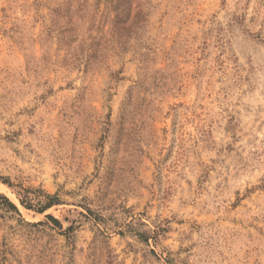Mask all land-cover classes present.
Segmentation results:
<instances>
[{
	"label": "rangeland",
	"instance_id": "374dc122",
	"mask_svg": "<svg viewBox=\"0 0 264 264\" xmlns=\"http://www.w3.org/2000/svg\"><path fill=\"white\" fill-rule=\"evenodd\" d=\"M0 195V264H264V0H0Z\"/></svg>",
	"mask_w": 264,
	"mask_h": 264
},
{
	"label": "trees",
	"instance_id": "16d2710c",
	"mask_svg": "<svg viewBox=\"0 0 264 264\" xmlns=\"http://www.w3.org/2000/svg\"><path fill=\"white\" fill-rule=\"evenodd\" d=\"M0 198H2L4 200V202L6 203L7 207L10 208L11 210L15 211V212H18L17 211V208L16 206L11 203L6 197L0 195ZM50 200H49V203L43 208L41 209L39 212L42 213L44 212L46 209H48L49 207H51L52 205L56 204L55 202L57 201L56 198H53V197H48ZM20 204L25 207V208H29L27 207V205H25L24 201H22L21 199L19 200ZM46 218H48L49 220H51L55 225L57 226H60L59 222L57 219L53 218L52 216L50 215H46Z\"/></svg>",
	"mask_w": 264,
	"mask_h": 264
}]
</instances>
